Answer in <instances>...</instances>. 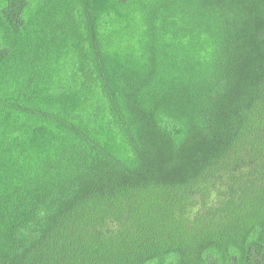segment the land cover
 <instances>
[{
	"label": "trees",
	"instance_id": "trees-1",
	"mask_svg": "<svg viewBox=\"0 0 264 264\" xmlns=\"http://www.w3.org/2000/svg\"><path fill=\"white\" fill-rule=\"evenodd\" d=\"M0 264H264V0H0Z\"/></svg>",
	"mask_w": 264,
	"mask_h": 264
}]
</instances>
